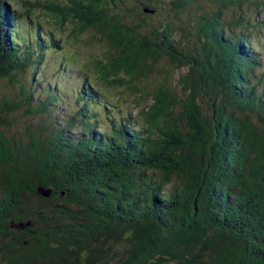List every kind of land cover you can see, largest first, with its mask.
Returning <instances> with one entry per match:
<instances>
[{"label":"trees","instance_id":"1","mask_svg":"<svg viewBox=\"0 0 264 264\" xmlns=\"http://www.w3.org/2000/svg\"><path fill=\"white\" fill-rule=\"evenodd\" d=\"M18 1L0 264H264V0Z\"/></svg>","mask_w":264,"mask_h":264},{"label":"rangeland","instance_id":"2","mask_svg":"<svg viewBox=\"0 0 264 264\" xmlns=\"http://www.w3.org/2000/svg\"><path fill=\"white\" fill-rule=\"evenodd\" d=\"M32 1H34V0H32ZM5 2L10 4V5H13L14 7H19L20 6L19 3H18L19 2L18 0H5ZM131 2H135V0H131ZM37 16H40L39 13L37 14ZM258 17L257 18L259 20H263L264 19V11H263V14L258 16ZM43 19L44 18L41 16V20L42 21H43ZM258 32H260L259 37H258V40H259V42L261 44L260 50L263 52V55H264V29L259 30V28H258ZM64 37H65V39L69 40L66 33H64ZM87 38L89 39V37H87ZM105 48H106L105 43H99L98 40H94L92 42V44L89 46V48H87V49L89 50V52H93V53L100 52V53H103ZM67 50H68V54L74 57L77 54V51L79 49L77 47H74L73 44L70 43ZM53 58L59 62V60L62 59V55L55 54V55H53ZM263 58H264V56L262 57V59ZM67 60H69L70 63L73 62L72 58H69ZM263 64H264V59H263ZM179 73H180V71L177 72V74H179ZM153 81H154L153 78L151 80H147L145 82L146 86H150V87L154 86ZM7 88H8L7 81L6 80H0V93L6 92Z\"/></svg>","mask_w":264,"mask_h":264},{"label":"water","instance_id":"3","mask_svg":"<svg viewBox=\"0 0 264 264\" xmlns=\"http://www.w3.org/2000/svg\"><path fill=\"white\" fill-rule=\"evenodd\" d=\"M37 193H38L39 195L44 196V197H50V196L52 195V189H49V188H46V187L40 186V187L37 188ZM31 224H32L31 221H28V222L26 223V226H30ZM24 226H25L24 223H21V224H20V227H21V228H23Z\"/></svg>","mask_w":264,"mask_h":264}]
</instances>
